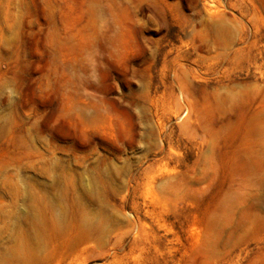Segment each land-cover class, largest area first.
I'll return each instance as SVG.
<instances>
[{"label":"rangeland","instance_id":"obj_1","mask_svg":"<svg viewBox=\"0 0 264 264\" xmlns=\"http://www.w3.org/2000/svg\"><path fill=\"white\" fill-rule=\"evenodd\" d=\"M0 264H264V0H0Z\"/></svg>","mask_w":264,"mask_h":264}]
</instances>
